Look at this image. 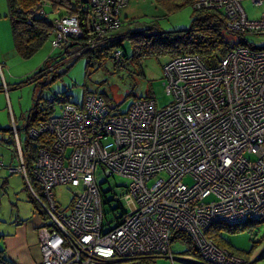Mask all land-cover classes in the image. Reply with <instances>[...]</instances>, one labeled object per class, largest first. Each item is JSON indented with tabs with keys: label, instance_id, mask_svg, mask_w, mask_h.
Instances as JSON below:
<instances>
[{
	"label": "built area",
	"instance_id": "built-area-1",
	"mask_svg": "<svg viewBox=\"0 0 264 264\" xmlns=\"http://www.w3.org/2000/svg\"><path fill=\"white\" fill-rule=\"evenodd\" d=\"M87 1L99 35L100 23L118 28L128 0ZM241 1L192 0L191 7L220 12L226 33H264V12L248 20ZM79 34L75 16L60 17L50 46L60 49L63 37ZM161 69L170 103L159 110L138 98L115 113L99 94L86 93L80 106L63 103L57 115L25 130L30 141L51 137L48 147L35 149L30 169L40 195L28 182L13 131L17 165L10 171L23 176L48 220L38 232L42 264H139L159 256L173 264L172 231L191 241L202 264H250L204 230L264 222V49L234 46L212 67L183 53ZM98 175L104 182L113 175L127 181L115 197L132 208L127 212L121 204L122 215L109 226L101 202L108 190L100 191ZM186 176L189 183L182 182ZM58 185L73 190L66 216L55 210Z\"/></svg>",
	"mask_w": 264,
	"mask_h": 264
},
{
	"label": "rangeland",
	"instance_id": "rangeland-1",
	"mask_svg": "<svg viewBox=\"0 0 264 264\" xmlns=\"http://www.w3.org/2000/svg\"><path fill=\"white\" fill-rule=\"evenodd\" d=\"M67 2L73 7L76 0H67ZM162 4H157L155 0H129L120 16L131 19L130 25L135 31L154 32L188 29L190 22L197 15L186 0H169V3L162 0ZM173 4H177V7H173ZM241 6L248 20H257L264 12V2L254 4L251 0H242ZM46 12H50L49 9ZM53 17L52 12L48 13V19ZM9 27L6 0H0V235L2 231L12 234L16 220L27 222L35 212V204L28 199L29 188L27 187L28 191L24 188L26 182L23 176L18 172L8 171L9 167L17 165L13 131L16 129L22 143L25 137L22 127L28 115L30 116L35 110L33 108L35 103L38 110L49 108L51 110L49 115H57L63 102L79 106L86 93H100L108 106L113 107L115 113L125 112L138 98L147 97L153 100L156 110L170 103V97L165 94L162 84L164 79L161 68L167 60L166 54L145 55L140 59L138 67L137 64H132L128 57L129 41L124 39L121 43L124 55L120 57L119 62L109 56L101 59L96 57L90 59L86 67L85 55L64 61L65 56L58 54L57 48H51L50 39H46L33 54L22 58L12 49ZM125 28L126 26H122L118 29ZM225 38L229 43L239 47L252 50L264 49V33L225 34ZM49 56L50 59L46 61ZM43 63L46 69L42 71ZM206 65L212 67L216 62ZM43 72L46 74L43 75ZM53 94H56V97L50 104L48 99ZM67 152L68 149L65 150V153ZM155 179L148 180V184ZM102 180L101 176H96L97 182ZM189 181L188 176L182 179L184 183ZM126 182L125 178L117 175L109 176L106 182L101 184V189L103 191L111 188L116 195H120L123 189L117 186H125ZM72 192V188L68 185H58L53 190L55 210L62 216H66L69 211ZM105 196L110 198L111 193L107 192ZM120 204L127 212L132 208L125 205L123 200H120ZM116 207L117 204L113 201L108 205L104 204L103 222H109L120 215V210ZM175 234L171 232L169 242L171 249L176 252L171 255L173 259L187 256L180 252H183L187 246L191 247L186 239L182 241L174 236ZM218 235L225 242L229 252L245 260L250 255L252 257L256 254L260 255L258 252L264 247V222L252 221L229 229L221 228ZM13 239L15 238L8 241ZM34 242L33 236L30 243ZM0 245H2L1 237ZM248 252L251 253L249 256H247ZM191 257L193 258L192 255ZM250 260L249 258L248 261ZM166 263L170 264V259H166ZM173 263L181 264L177 261ZM251 264H264V255Z\"/></svg>",
	"mask_w": 264,
	"mask_h": 264
},
{
	"label": "trees",
	"instance_id": "trees-1",
	"mask_svg": "<svg viewBox=\"0 0 264 264\" xmlns=\"http://www.w3.org/2000/svg\"><path fill=\"white\" fill-rule=\"evenodd\" d=\"M155 2L163 5L162 0H155ZM166 2L169 3V0H166ZM186 2L191 5L192 0H186ZM6 6L8 10V19L10 21L9 31L12 49L22 58H26L33 54L46 39L51 40L54 35L55 21L65 15L75 16L79 20L80 34L63 37L61 39L63 43L60 49H57V52L65 56L64 61L73 60L85 55L86 67L89 65V60L96 57L101 59L102 57L109 56L112 60L119 62L120 57L124 55L121 49V43L124 39L129 41L130 51L128 57L131 59L132 64H137L138 67L140 59L148 54H166L167 59H169L176 55L187 53L196 55L205 65L213 62L217 63L230 49L237 46L233 43H229L225 38V34H238L226 33L223 31L224 18L222 14L216 10L192 8L193 11L197 12V15L190 22L189 28L181 31H135L130 25L132 20L122 16L118 28L126 26L125 29L117 28L118 31L106 30L107 28L104 27V23H100V30H104L101 31L102 34L99 35L98 31L94 30L91 22L92 8L87 0H76L73 7L68 4L67 0H6ZM173 7H177V4H173ZM47 9L53 13V18L48 19V13L50 12L47 13ZM122 10L123 7L120 9V15ZM48 59H50V56L47 57L46 61ZM44 63L42 71L46 69ZM42 74L45 75L46 73L43 72ZM97 94L100 95V93ZM54 97H56V94L49 97L48 103L51 104ZM36 106L35 103L33 106L35 110L26 118L25 124L22 127L23 131L36 126L39 122L50 116L49 113L51 110L49 108V110L46 108L44 110H38ZM50 141L51 137L49 134H40L33 141H30L25 136L21 143L24 160L27 166V179L32 190L37 195H40V188L30 174L31 164L33 162L35 149L38 147H48ZM8 171L11 173L10 167ZM24 188L28 191L26 184H24ZM107 190L111 193V197L107 198L104 194L101 195L102 209H104V204L108 205L113 199L117 201L116 208L120 210V215H122L124 210L120 202H118L119 200L116 199V194L111 188H107ZM100 191L103 192L101 186ZM28 197L30 202L35 204L34 207H37L29 191ZM117 218L118 216L109 222L106 221L105 225L109 226L113 221L117 222ZM231 227L234 226H225L221 224L210 225L204 230V235L217 246L226 248L225 242L218 235V231L221 228L229 229ZM176 234L180 233L176 232ZM176 237L182 241L186 239L190 243L191 247L187 246L184 253L191 252L192 255L198 257L191 241L185 235H177ZM250 252H248L247 256L251 254ZM246 260L249 259L247 258ZM0 262L3 263L5 261L0 258Z\"/></svg>",
	"mask_w": 264,
	"mask_h": 264
},
{
	"label": "crops",
	"instance_id": "crops-1",
	"mask_svg": "<svg viewBox=\"0 0 264 264\" xmlns=\"http://www.w3.org/2000/svg\"><path fill=\"white\" fill-rule=\"evenodd\" d=\"M34 211V215H32L27 222L20 220L15 221V230L12 234L2 231L3 233L0 235L2 240V245H0V258L6 263L0 262L1 264H42V254L38 248V232L39 228L46 224V220L37 207H34ZM33 236L35 237V242L30 243ZM11 238L15 239L8 241ZM258 247L259 245L256 249ZM168 249L172 254L176 253L171 249L170 244ZM259 253V256L257 254L254 257L250 255L248 259L250 258L251 260H254L255 258H260L261 255H264V251L262 250H260L258 254ZM180 254H185L187 256L174 258L173 261H177L181 264H200L198 257L192 255L191 252L184 253L183 251L180 252ZM157 258L161 259L157 260ZM164 259L165 261H163ZM166 259V257L161 256L145 258L141 259L139 264H167ZM251 260L248 261L250 264L254 262H251Z\"/></svg>",
	"mask_w": 264,
	"mask_h": 264
},
{
	"label": "water",
	"instance_id": "water-1",
	"mask_svg": "<svg viewBox=\"0 0 264 264\" xmlns=\"http://www.w3.org/2000/svg\"><path fill=\"white\" fill-rule=\"evenodd\" d=\"M104 181H100V182H97L99 185H101L102 183H103ZM117 187H119V186H117ZM120 187H123V186H120ZM107 192V189H105V190H103V193H106ZM259 258H255L254 260H251V262H253V261H256V260H258Z\"/></svg>",
	"mask_w": 264,
	"mask_h": 264
},
{
	"label": "flooded vegetation",
	"instance_id": "flooded-vegetation-1",
	"mask_svg": "<svg viewBox=\"0 0 264 264\" xmlns=\"http://www.w3.org/2000/svg\"><path fill=\"white\" fill-rule=\"evenodd\" d=\"M259 245H260V243H259ZM261 250L264 251V247Z\"/></svg>",
	"mask_w": 264,
	"mask_h": 264
}]
</instances>
